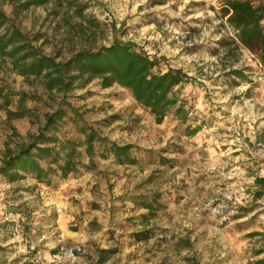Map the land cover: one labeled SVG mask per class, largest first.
<instances>
[{
    "label": "rangeland",
    "instance_id": "obj_1",
    "mask_svg": "<svg viewBox=\"0 0 264 264\" xmlns=\"http://www.w3.org/2000/svg\"><path fill=\"white\" fill-rule=\"evenodd\" d=\"M79 3H86L83 15L97 19L99 27L75 14ZM223 3L77 0L68 6L65 0H41L16 13L8 0H0L9 23L56 61L123 42L158 59L157 70L181 68L191 77L175 88L190 118L181 122L171 113L157 124L116 84L102 88L93 79L79 81L69 92L48 91L41 75H21L8 57L0 56V88L31 96L26 102L31 112L9 121L6 110H14V103L6 108L0 99V160L6 147L32 142L44 114L57 108L67 111L60 136L81 138L73 127L81 119L107 139L94 143L92 161L83 145L76 146V171L65 178L51 175L49 185L32 181L29 174L12 182L0 176V264H27L29 244L57 256L78 243L88 264H188L186 257L198 264H252L264 257V252L256 253L264 249V205L224 226L199 211L211 182L205 170L212 165L208 145L185 134L188 124L213 126L221 133L232 113L244 112L257 128L254 141L264 152V63L236 42ZM108 141L133 144L136 162L118 163L106 151ZM160 157L168 161L161 164ZM224 162L228 160L221 157L218 164ZM41 164L45 167L43 160ZM156 195H161L162 207L157 211L133 202ZM16 212L19 216H13ZM143 231L150 238L135 242L133 234Z\"/></svg>",
    "mask_w": 264,
    "mask_h": 264
},
{
    "label": "trees",
    "instance_id": "obj_2",
    "mask_svg": "<svg viewBox=\"0 0 264 264\" xmlns=\"http://www.w3.org/2000/svg\"><path fill=\"white\" fill-rule=\"evenodd\" d=\"M14 12L26 10L41 0H8ZM68 6H73L77 0H65ZM222 7L227 23L233 28L235 40L241 46L254 51L258 59L264 63V0H224ZM86 3H79L75 7V14L88 22L92 27H99L97 19H87L83 15ZM3 29V32L1 31ZM0 56L10 59L12 68L17 73L29 76H42L43 86L46 90L69 92L79 81L89 82L99 80L102 88L116 84L127 89L132 99L160 124L166 116L174 113L181 122H186L190 116L185 111L184 102L178 99L175 88L188 82L191 77L181 68H167L166 71L157 70L158 59L141 50H135L123 42H115L97 49L80 50L65 61H56L55 57L42 54L34 48L29 39L14 25L9 23V17L0 8ZM240 74V72H237ZM31 98L28 93H15L0 88V99L7 108L14 103V110H6V119L24 117L31 112L26 102ZM71 112L75 108L66 103ZM67 111L57 108L44 114V125L38 129L34 140L14 148L6 147L0 160V176L6 181H16L24 178L26 174L32 176L39 183L50 184V176L65 178L76 171L77 162L74 160V148L83 145L85 152L92 161L94 143H105L106 138L98 135L97 131L84 123L81 119L73 127L82 137L74 138L60 134V124L63 123ZM200 124L186 126V135H194L200 130ZM106 149L115 156L118 163H135L132 156L133 144L119 145L108 141ZM42 144V145H39ZM104 146V145H103ZM64 152V156L61 155ZM44 161L45 167L42 166ZM166 159L160 157L159 163ZM258 182H264L257 179ZM140 206L153 210L151 202H141ZM152 214V212L150 213ZM136 241L148 238V233L137 232L133 234ZM184 247H190V242L181 239ZM110 250L103 251L109 253ZM264 252V249L256 253ZM101 261L104 257H101ZM188 264H198L186 257ZM252 264H264V257Z\"/></svg>",
    "mask_w": 264,
    "mask_h": 264
},
{
    "label": "built area",
    "instance_id": "obj_3",
    "mask_svg": "<svg viewBox=\"0 0 264 264\" xmlns=\"http://www.w3.org/2000/svg\"><path fill=\"white\" fill-rule=\"evenodd\" d=\"M257 128L251 124L244 112L232 113L223 132L215 127L202 125L199 136L205 143L220 149L230 143L246 144L247 139L255 138ZM226 141V142H225ZM224 154V151L221 149ZM211 182L199 211L207 214L217 225L229 223L242 208H245L253 197V184L256 175L247 174L244 167L237 161L212 165L206 168ZM3 197L0 195V202ZM82 246L78 243L64 247L59 255H46L44 248L27 245V264H79Z\"/></svg>",
    "mask_w": 264,
    "mask_h": 264
},
{
    "label": "crops",
    "instance_id": "obj_4",
    "mask_svg": "<svg viewBox=\"0 0 264 264\" xmlns=\"http://www.w3.org/2000/svg\"><path fill=\"white\" fill-rule=\"evenodd\" d=\"M191 136H196L198 140H201L199 136V130L197 133ZM226 142V141H225ZM208 145L207 150L210 155V161L209 165H217L218 163L221 162V157H225L228 161H237L239 162L245 169L246 173L249 174H254L256 175V180L253 184V197L252 199L249 200V204L245 207L242 208L239 213L235 216L234 221L241 220L243 218H246L247 216L253 215L254 212L257 210L261 209L262 205H264V182H258L257 179H261L264 181V152L261 151L260 146L261 143L257 142L255 143L254 138L247 139L246 144H239V143H230L226 146H222L220 149H215L214 147H211L210 143H206ZM221 149L224 151V154L221 152ZM208 162V161H207ZM33 181V178L31 179ZM1 195V194H0ZM161 195H156L155 197L151 199H140V200H135L133 202H136L139 204L140 208L146 209L145 207L140 206L141 202H151L152 205L154 206V211L157 209H161L162 207L159 205V198ZM251 204V210L248 209ZM257 204V205H255ZM151 210V211H153ZM13 216H19V213L16 212L13 214ZM14 218V217H13ZM231 222V223H232ZM3 224H0V226ZM228 226V225H227ZM145 232V231H143ZM146 233V232H145ZM148 233V232H147ZM134 238V236H133ZM150 238V233H148V238L145 240H138L136 241L134 238L135 242H140V241H147ZM27 242V240H26ZM107 251V250H105ZM47 256L51 255L49 252H46ZM103 253V251H102ZM27 258V256H26ZM86 256L84 255V252L80 254L79 257V264H88V260H85ZM106 258V257H105ZM28 262V261H27Z\"/></svg>",
    "mask_w": 264,
    "mask_h": 264
}]
</instances>
